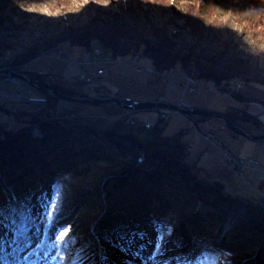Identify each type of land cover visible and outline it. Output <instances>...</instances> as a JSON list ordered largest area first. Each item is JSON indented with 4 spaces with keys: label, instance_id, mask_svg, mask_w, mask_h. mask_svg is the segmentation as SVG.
Segmentation results:
<instances>
[{
    "label": "trees",
    "instance_id": "trees-1",
    "mask_svg": "<svg viewBox=\"0 0 264 264\" xmlns=\"http://www.w3.org/2000/svg\"><path fill=\"white\" fill-rule=\"evenodd\" d=\"M249 2L251 4V0ZM249 11L252 14L244 26L252 30L254 40L257 37L264 39V0H252ZM152 34L158 40L155 45L147 37L136 35L127 24L107 34H101L99 30L89 27L85 32L81 29H70L68 34L59 38L55 46L51 45V49L59 48L60 57H63L65 51L61 47L69 43L89 51L93 47V50L102 48L115 59L139 56L136 63L141 57H146L153 65L151 70L170 74L177 67H183L187 72L192 67L197 79L212 80L220 88L232 90L236 83L244 79L250 80V65L242 58L231 57L225 63L223 57H198L192 53L184 55L175 50V40L164 32L154 30ZM10 48L11 46L0 44V54ZM40 57V53H31L26 57L24 65ZM90 62L85 61V66ZM24 67L21 68L24 75L45 78L63 93H72L75 96L85 94L82 88L59 86L49 80L46 74L34 73ZM2 68L4 66L0 65V69ZM175 75L178 79L184 77ZM98 90L100 91L97 87L96 91ZM42 92L47 93V97L57 103L47 90ZM235 94L240 96L236 91ZM28 101L38 103L46 114L51 107L58 108L51 101L34 94H29ZM58 104L61 106L59 101ZM65 110L55 111L47 119L45 128H54V132L49 131V135L38 139L31 136L30 122H34L36 117H28L26 125L23 126L20 125L22 119H19L23 118V114L18 112L14 114L18 121L14 120L10 127L8 123H2L4 120H0V202L27 203L34 210H40L42 203L53 195L54 188H59L61 196L57 227L70 229L68 244L58 253L57 249L49 248L47 243L37 249L35 227L29 224V235L34 242L26 248H17L10 242L11 235L7 236L6 243L0 246V264H61L59 257H63L64 264H73L80 259H84V264H101V257L106 258L105 264H178L177 257L180 258L179 264H186V260L193 261V264H220L222 250L237 254L264 249V222L259 217L262 214H259V202L242 199L239 203L241 200L233 195L225 198L226 203L232 205L238 201V204L250 208L251 219L249 217L244 222L245 226L237 224L232 228L231 237L234 242L228 248H220L211 242L210 231L215 230L220 223L228 225L229 222L223 217H227V211L222 201L214 200L212 195L200 190L205 189L203 185H194L192 182L193 186L188 187L191 180L187 175L198 177L191 169L186 168L187 162L183 160L185 130L166 135L162 134L164 127L152 125V129L144 128L147 134L144 138L137 133L123 132L107 118L88 116L87 113L71 109H67V115ZM7 111L10 110L6 109L5 112ZM10 113H14V110ZM217 113L250 134L258 132L254 128L256 119L246 109L230 108ZM194 117L196 120L208 119ZM54 124L55 126L50 127ZM15 125L18 128H14ZM127 143L131 148L125 146V149H130L131 156L125 150L118 153L110 148L111 144L118 146ZM161 144L167 146L160 150ZM96 163L109 166L102 170L106 171L104 178L100 180V185L91 184V189H83L79 179L82 178L81 175L90 173L87 171ZM202 180L206 183L205 179ZM207 180L211 187L224 192L223 185H215ZM192 190L201 194L200 199L207 204L210 211L204 213L205 211L196 209L193 202L197 197L191 196ZM176 209H180V215ZM185 213L189 217H184ZM179 221L187 227L186 235L190 241L188 248H162V241L158 247L156 229L163 224L166 230L172 231ZM40 227V238H43V226ZM201 254L208 258L197 259ZM25 256L28 257L27 260L24 259ZM223 261L233 264L228 258Z\"/></svg>",
    "mask_w": 264,
    "mask_h": 264
},
{
    "label": "rangeland",
    "instance_id": "rangeland-1",
    "mask_svg": "<svg viewBox=\"0 0 264 264\" xmlns=\"http://www.w3.org/2000/svg\"><path fill=\"white\" fill-rule=\"evenodd\" d=\"M249 7H252V0L251 4L249 0H29L27 2L0 0V44L6 47L11 46L9 50H3L0 54V65L20 74H23L21 68L25 66L24 68L34 73L46 74L49 80L59 86L62 84L82 88L85 94L98 98L116 95L117 99L125 100L129 96L137 102L154 101L163 95L166 101L173 103L186 99L194 106L210 111L224 112L230 108L246 109L247 113L257 121L254 128L258 132L254 134H264V39L257 37L254 40L252 30L244 26L252 14ZM125 24L130 30L135 31L136 35L147 37L154 45L158 43V40L152 32L154 30L164 32L175 40V50L184 55L192 53L198 57H223L225 63L231 57L242 58L250 65V80L244 79L236 83L233 85V90L221 88V91L211 84L212 81L208 80L209 83H207V80H203L198 83L200 90L197 89L195 95H189L184 92L182 79H178L175 74L184 77L189 72L194 74L192 67L189 68V72L183 67H177L171 74L172 79L163 83L160 81L164 76L163 72L147 71V68L153 69V65L146 57H141L136 63L135 55L115 59L102 48L93 50V47L92 51H89L69 43L61 47L65 51L63 57H60L59 48L51 49V45L55 46L59 38L68 34L70 29H81L85 32L89 27L95 31L99 30L101 34H107L120 29ZM101 52L102 55H100ZM31 53H40L41 57L24 65L26 57ZM104 59L108 61H103ZM85 61L91 62L85 66ZM87 71H91L89 74L96 79L94 85L82 79ZM7 78L8 76L5 77V75L0 76V108L4 107L0 110V120H4L2 123H8L10 127L13 121L17 120L14 114L18 111V114H23V118H19L22 119L20 123L25 125V114L33 111L38 114L43 113L41 111L43 107L28 101L29 94L25 91L27 89L24 90L18 85L21 82L19 79L14 78L16 82L14 83L13 79L10 81ZM242 85L245 88L241 92ZM28 87L36 91L29 85ZM97 87L103 89L96 91ZM237 88H239L238 94L251 99L250 103L242 106L237 104V99H243V96L237 97L235 94L234 91ZM43 99L51 101L53 106L57 105V109L51 107V115L55 111L60 112L59 100L56 99L57 103H55L47 96ZM258 102L263 105L259 107ZM59 103L66 109L64 111L66 114L67 109H71L75 112L93 111L95 115H101L99 117H108L117 127L120 125V130L125 133L133 132L139 135L146 133L145 122H152V125L156 127H164L163 133L166 135H172L188 126V119L176 113L163 124L159 122L161 119H158L159 111L157 110L129 111L135 119H128L125 116L118 121L117 117L124 115L123 112L126 111L118 104L115 106L122 110L117 108L116 111L114 104L93 106L71 101H59ZM6 109L10 111L5 112ZM11 110H14V113H10ZM17 121L15 122L19 125ZM199 121L202 122V126L197 124L199 132H185V140L196 147L199 153V165L209 166L211 170L224 178L223 181L228 188L224 187V192L216 190L208 184L207 179L197 176L198 179L190 174L187 175L191 180L188 187L193 186L192 182L194 185H203L205 189H199L212 195L214 200L222 201L225 211L239 210L241 214H247L250 219V208L238 204V201L228 205L225 198L233 195L237 200H241L239 203L242 199L259 202L258 209H261L258 212L259 214L262 212L259 217H262L264 222V140L259 144L224 130L223 143L217 142L218 144L214 145L206 141L202 134H213L221 130L222 121L212 118L207 120L199 118ZM17 125L14 128H18ZM52 126L55 124L50 127ZM138 126L142 127L141 131L137 129ZM53 129L44 127L42 135L31 134V136L35 139L42 138L49 131V133L54 132ZM229 135L232 141L227 139L230 138ZM241 159H246L247 166ZM239 161L243 163V169L241 165L236 166V162L241 163ZM216 165L219 167H215ZM108 167L103 163L93 164L89 169L91 171L87 169V172H90L87 174L89 176L81 175L82 178L79 179L81 187L91 189V184L100 185V180L106 173L102 170ZM202 173L209 172L202 171ZM202 179H205L207 184ZM191 196L197 197L196 199L202 197L200 193L193 190ZM231 202L234 203V200ZM206 209L210 211L207 205ZM189 210L186 211L189 212ZM178 211L180 212V209H176V212ZM248 216L247 220H249ZM184 217H189L188 213H185ZM186 229V225L179 221L172 228L171 235L163 239L162 248L172 246V248L187 249L190 241L186 235ZM231 232L232 229L224 231L221 236L227 241L222 242L218 240L220 233L212 230L210 240L220 248H228L234 242ZM263 252L264 249L261 248L237 254H229L222 250L219 260L222 259L220 264H226L223 261L226 258L232 260L233 264H264ZM258 258L260 263L257 261Z\"/></svg>",
    "mask_w": 264,
    "mask_h": 264
},
{
    "label": "water",
    "instance_id": "water-1",
    "mask_svg": "<svg viewBox=\"0 0 264 264\" xmlns=\"http://www.w3.org/2000/svg\"><path fill=\"white\" fill-rule=\"evenodd\" d=\"M134 57H135V59H134L135 61L138 60V58H139V56H134ZM147 71H151V69H147ZM157 73H160V72H157ZM4 75L8 76L7 79L10 80V81L13 79V82H14V78L15 79H19L21 82L18 85L20 87H22L24 90L27 89L25 91H27L28 94H34V95H38V96L44 97V96H47V93L42 92V90H47L48 94H50L52 97H54L55 99H57L59 101H71V102H79V103H88V104H91L93 106H96V105L97 106L98 105H108V104H116L117 105L118 104L119 106H123V108L129 113V115H131V113H132V112H129V111L161 110V109L162 110L163 109L166 110V109H169V110L176 111L177 113H180V115H185V116L197 115V116L208 117L209 119L210 118L218 119V120L223 122V124L226 126V128H228L226 130H228L232 134L234 133L236 136L244 137V138H246V139H248V140H250L252 142L259 143V144H261L260 142L262 140H264V134H250V133L246 132L244 129L240 128L239 126H236V125L232 124L231 121H229L227 119V117H225L224 115H222L220 113H217V111H210V110H208L206 108H197L192 103L186 104L187 108L179 107L178 105H175V104H172V103L160 102L161 101L160 96L154 101H137V102H133L132 104H127L125 101L117 99V98L116 99L115 98H113V99H111V98H98V97H94L93 95H87V94L79 95V96H77L78 97L77 98L72 93H63L60 90V88H58L57 86L52 85L45 78L29 77V76H26L24 74L17 73L16 71L10 70L8 68H2V69H0V76H4ZM162 75H164V76L162 77V79L160 81L168 82L169 80L172 79V75L170 73H163ZM182 78H184V77H182ZM185 78L195 80L196 83H199V81H203V80L197 79L195 77V75L193 73H190V72L186 75ZM82 79L86 80V81H89L88 79H94V77L92 75H90V74H85L82 77ZM210 81H212V80H210ZM206 82L209 83L208 80ZM14 83H16V82H14ZM211 84L214 87H216L218 90L221 91V88L216 84V82L212 81ZM28 85L30 87L34 88L36 91H34L33 89H30L28 87ZM60 85L61 86H66V85H62V84H60ZM244 88H245V86H244ZM238 90H239V88H237L235 91L238 92ZM242 91H243V88L241 89V92ZM239 95L243 96V99H237V104L238 105H241V106L242 105H247L248 103L251 102V99L248 96H244L243 94H239ZM161 96L164 98L163 95H161ZM257 96H259V95H257ZM250 97H252V96H250ZM263 98H264V96H263ZM49 104L51 105V103H49ZM257 105H259V107H261L263 104L259 103ZM38 107H40V106H38ZM59 109L61 111L64 108H63V106H59ZM41 111H44V108H41ZM50 111H48V114H46L45 112H43V113L41 112L40 114H43L41 116H40V114L36 113L35 111H33V112L29 113V114H25L26 115L25 116L26 119H28V117L29 118L32 117V119L34 117H36L34 122L33 121H31L32 123L30 122L32 124V129H31V134L32 135H34V134L42 135L41 134L42 129L48 124L47 123V119H49V118H51L53 116V115H51L52 111L51 112ZM49 112H50V114H49ZM79 112L87 113L88 116H97V117L101 116V115H94L95 112H93V111H79ZM39 116H40V118H39ZM159 117L162 118L161 112H159ZM104 118H107V119H109L111 121V119L108 118V117H104ZM131 118L135 119V118H133L132 115H131ZM186 118L188 119V122H190L189 118L188 117H186ZM197 124L198 123H196L195 126H197ZM20 125H22V124L20 123ZM25 125H26V122H25ZM196 132H198V131H196ZM206 141L214 143V140H210L209 139V140H206ZM241 160L243 162V159H241ZM252 160H253V158H252ZM239 162H241V161H239ZM242 162L241 163H237L236 162L235 164H236V166L241 165L242 169H243L244 165H243ZM245 168H248V167H245Z\"/></svg>",
    "mask_w": 264,
    "mask_h": 264
},
{
    "label": "snow or ice",
    "instance_id": "snow-or-ice-1",
    "mask_svg": "<svg viewBox=\"0 0 264 264\" xmlns=\"http://www.w3.org/2000/svg\"><path fill=\"white\" fill-rule=\"evenodd\" d=\"M60 196L61 190L54 188L53 195L42 203L40 210H34L27 203L0 202V246L6 243L5 238L9 235L12 237L10 242L17 248L30 246L34 242L32 236L29 235L31 231L29 224H31L35 227V236L37 237L35 247L39 249L47 243L49 248H55L59 253L62 247L67 246L70 233V229L67 227H57ZM41 225L43 226V238H40ZM156 231L157 246L159 247L165 235H171V230H166V226L161 224ZM57 258L52 257V259ZM201 258L207 259L208 257L204 254L197 257V259ZM24 259L27 260L28 257L25 256ZM59 259L61 264H64L63 257H59ZM176 259L179 264L180 258L177 257ZM105 260L106 258L101 257V264H105ZM73 264H84V259L74 261ZM186 264H193V261L186 260Z\"/></svg>",
    "mask_w": 264,
    "mask_h": 264
},
{
    "label": "bare ground",
    "instance_id": "bare-ground-1",
    "mask_svg": "<svg viewBox=\"0 0 264 264\" xmlns=\"http://www.w3.org/2000/svg\"><path fill=\"white\" fill-rule=\"evenodd\" d=\"M98 68V67H97ZM89 81H87L89 84H93L94 83V81H96V79H88ZM182 81H183V87H184V92L185 93H187V94H189V95H195L196 93H197V89H199L200 90V87L198 86V83H196V81L195 80H189V79H187V78H182ZM163 83H166V82H164V81H162ZM187 83H188V85L189 86H191V87H193V92H191L190 90H189V86L187 85ZM94 85V84H93ZM99 89H103L102 87H98ZM242 88L244 89V87L242 86ZM198 90V91H199ZM94 96V95H93ZM95 97V96H94ZM109 98H111V99H113V98H117L116 97V95H110L109 96ZM160 98H161V101L160 102H167V103H172V102H169V101H166L165 100V98H163L162 96H160ZM123 101H125L127 104H132L134 101L131 99V97H129V96H127L126 97V99L125 100H123ZM189 103H191L190 101H188V100H186V99H183V100H181V101H179V102H173L172 104H175V105H178L179 107H185V108H187V106H186V104H189ZM114 106H115V104H114ZM195 107H197V108H200L199 106H195ZM117 108H119L120 110H122L120 107H118V106H115V110L117 109ZM117 111V110H116ZM157 111H159V112H161V114H162V118H160L159 117V115H158V119H161V121H159L160 122V124H163L164 122H166L169 118H170V116L171 115H173V114H180V113H177L176 111H173V110H169V109H166V110H157ZM124 113V115H119L118 117H117V119H118V121H120L123 117L125 118V116L128 118V119H131V115H129V113L127 112V111H125V112H123ZM118 115V114H117ZM185 116V115H184ZM194 116H197V115H192V116H185V117H188L189 118V120H190V122H188L187 124H188V126L186 127V128H184L183 130H185V132H193V133H196V131H198L199 132V125L198 126H195V124L196 123H199V124H201L202 122L201 121H199V119L198 120H196V117H194ZM147 125H148V127L147 128H149V129H152V122L150 123V122H145ZM223 123V122H222ZM120 126V125H119ZM119 126H118V128H119ZM200 126H202V124L200 125ZM122 127V126H121ZM220 127H222V129L220 130H218V131H216L215 133H213V134H202V136H203V138L205 139V140H214V143H212V144H214L215 145V143H223V140H224V138H223V131H224V129L226 130V129H228V128H226V126L224 125V124H221V126ZM124 128V127H123ZM122 128V129H123ZM147 128H146V130H147ZM137 129H141V127L139 126V128H137ZM141 131V130H140ZM180 131H182V129H179L178 130V132H180ZM124 132V131H123ZM148 132H149V130H148ZM145 134V135H144ZM144 134H140V136H142V137H146V133H144ZM162 134H164L163 132H162ZM201 134V133H200ZM229 137L230 138H227V139H229V141H232V137L229 135ZM183 140L185 141V149H184V157H183V160H186V162H187V166H186V168H188V169H191L193 172H194V174L195 175H197V176H200V177H203V178H205V179H210L212 182V184H215V185H223L226 189L228 188V187H226V186H228V185H225V181H223L224 180V178H221V176L219 175V174H217L215 171H213V170H211V168H209V166H207V167H205V166H203L204 164H201V166H199V164H200V162H199V153L197 152V149H196V147L193 145V144H191V143H189L188 141H186L185 140V135H183ZM217 143V144H218ZM118 145V144H117ZM130 145V144H129ZM34 146L35 147H37V144H34ZM128 147V143H127V145H124V144H121V145H118V146H116L115 144H111L110 145V148L112 149V150H115V151H117L118 153H120V152H124V150L126 151V152H129V153H127L128 155H130V154H132L131 153V151H130V149H128V148H131L130 146L127 148V149H125L126 147ZM163 146H167V144H161V146H160V150H162V147ZM132 147H133V145H132ZM133 150H134V148H133ZM135 151V150H134ZM34 153H36V152H34ZM125 154V153H124ZM131 156V155H130ZM243 163H244V165L245 166H247V164H246V159H243ZM215 167H219L218 165H216ZM202 171H207V172H209V174L208 173H205V174H203L202 173ZM264 180V179H263ZM230 187V186H229ZM245 200V199H244ZM248 201V200H247ZM255 201H257L256 199H255ZM193 204L195 205V206H197L196 207V209H198L199 211H205L204 213H206L207 212V209H206V203L204 202V201H202L201 199H197V200H194V202H193ZM239 213V214H238ZM242 215V216H241ZM247 214H245V213H243V214H241V211H239V210H235V211H227V217H226V215L225 216H223L224 217V219H225V221H227V222H229L228 223V225H223V223H220V227H217L215 230H214V232H218V234L220 235L219 237H218V240H220V241H224V242H226L227 240L225 239L224 240V237L223 236H221L223 233H224V231L225 230H231L233 227H235V226H237V224L238 225H244L245 226V224H244V222H246L247 221ZM249 217V216H248ZM219 241V242H220ZM228 242H229V240H228ZM263 245H264V243H263ZM259 263H260V259L258 258V260H257Z\"/></svg>",
    "mask_w": 264,
    "mask_h": 264
},
{
    "label": "built area",
    "instance_id": "built-area-1",
    "mask_svg": "<svg viewBox=\"0 0 264 264\" xmlns=\"http://www.w3.org/2000/svg\"><path fill=\"white\" fill-rule=\"evenodd\" d=\"M105 74V73H104ZM189 80H192V79H189ZM187 85H188V83H187ZM189 86V85H188ZM192 86V85H191ZM191 86H189V90L191 91V92H193V87H191ZM147 127H148V125H147Z\"/></svg>",
    "mask_w": 264,
    "mask_h": 264
}]
</instances>
